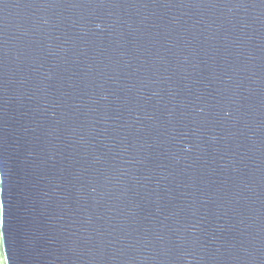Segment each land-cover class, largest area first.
<instances>
[{"label":"water","instance_id":"95a60500","mask_svg":"<svg viewBox=\"0 0 264 264\" xmlns=\"http://www.w3.org/2000/svg\"><path fill=\"white\" fill-rule=\"evenodd\" d=\"M0 264H264V0H0Z\"/></svg>","mask_w":264,"mask_h":264},{"label":"snow or ice","instance_id":"6c2138e0","mask_svg":"<svg viewBox=\"0 0 264 264\" xmlns=\"http://www.w3.org/2000/svg\"><path fill=\"white\" fill-rule=\"evenodd\" d=\"M2 208H3V205H2V204H0V210H2Z\"/></svg>","mask_w":264,"mask_h":264}]
</instances>
